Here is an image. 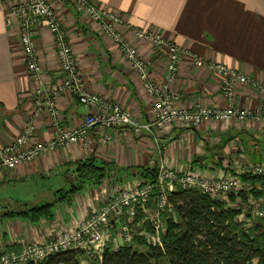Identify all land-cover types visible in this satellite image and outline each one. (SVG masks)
Masks as SVG:
<instances>
[{
  "label": "crops",
  "instance_id": "crops-1",
  "mask_svg": "<svg viewBox=\"0 0 264 264\" xmlns=\"http://www.w3.org/2000/svg\"><path fill=\"white\" fill-rule=\"evenodd\" d=\"M20 1L0 0V148L13 142L30 119L36 132L27 147L51 140L55 131L48 110L39 111L35 105L40 84L29 73L17 18L10 8ZM49 1L66 27L85 88L130 110L139 122L151 121L154 99L118 46L76 0ZM91 1L119 18L117 30L151 63L153 82L164 83L168 52L137 39L135 29L159 32L188 50L170 85L181 93L177 106L224 108L232 104L253 109L261 105L264 95L245 84H238L234 100L228 101L221 92L222 79L204 65H194L193 57L225 64L264 83V0ZM49 31L45 24L40 25L35 39L44 70L42 84L51 90L62 82L63 74L55 38ZM56 103L61 125L67 128L80 125L88 112L70 92L56 98ZM91 133L88 145L60 148L15 169L0 171V208L10 203L17 211L19 205L53 201L57 191L74 182L70 165L79 160L95 157L113 167L100 185L85 184L70 200L58 202L51 219L34 223L21 217H1L0 254L19 251L31 243H47L75 228L119 190L140 182L142 168H157L164 163L177 171L221 177L235 175L246 163L264 161V122L218 120L194 128L172 123L140 134L114 131L112 141L104 145L96 131ZM131 176L138 181L126 183ZM17 187L19 194L15 193ZM6 211L0 209V214Z\"/></svg>",
  "mask_w": 264,
  "mask_h": 264
},
{
  "label": "built area",
  "instance_id": "built-area-1",
  "mask_svg": "<svg viewBox=\"0 0 264 264\" xmlns=\"http://www.w3.org/2000/svg\"><path fill=\"white\" fill-rule=\"evenodd\" d=\"M76 2L90 18L98 23L106 36L118 46L139 75L145 90L154 99L153 119L141 123L130 110L85 88L66 27L48 0L17 2L10 7L11 14L17 18L16 24L20 30V41L26 55L29 73L40 84L35 105L39 111L45 108L48 110L54 120L52 122L55 131L51 140L37 142L27 147L36 132L35 122L30 119L23 132L13 142L0 148V171L15 169L19 165L31 162L60 148H69L75 144L88 145L92 137L91 132L94 131L98 134L99 142L104 145L112 141L114 131L123 134L129 132L140 134L143 131L151 132L155 128H163L172 123H178L185 128H194L204 122L218 120L221 122H264V96L261 105L253 109L232 104L224 108L207 107L200 104L193 108L177 106L181 99V93L172 90L170 85L177 76L180 63L189 54L188 50L169 42L159 32L135 29L134 35L137 39L152 43V46L158 51L166 49L168 52L165 81L161 85L153 82L150 79L151 63L144 60L140 56L138 48L128 42L127 38L117 30L116 26L120 23L119 18L107 10H102L91 0H77ZM42 24L47 26L55 38L63 74L62 82L51 90L45 89L42 84L44 70L38 57L35 39L39 26ZM193 60L194 65L198 67L204 65L222 79V95L230 102L236 96L235 88L238 84L251 85L258 93L264 95V83L255 81L236 69L225 64L208 62L198 56H194ZM65 92L77 96L78 102L88 109L83 122L73 128L62 126L60 122L56 98ZM247 166V170L243 172L264 174V167L261 165L246 164ZM157 169L158 180L156 183L140 181L130 188L119 190V194L75 228L65 230L47 243H31L24 245L19 251L2 253L0 254V264H38L52 254L72 249L83 250L85 254L97 253L101 258L108 242L112 241L114 248L117 249L130 244L136 234L143 236L150 244L162 247L161 233L165 230V222L161 214L166 211L173 212L172 204L168 200L169 193L176 191L177 188L195 189V191L198 190L213 199L229 202L230 193L247 191L252 187L237 175L220 177L190 171L182 172L168 167L164 163H161ZM155 189H159L160 193L156 208L151 211L148 204L151 193ZM137 207L142 209L145 214L144 221L151 224L153 231H136L129 226L128 223L133 222L135 218ZM252 215L264 217V212L253 210ZM124 218L127 219V224L122 222ZM240 221H246L245 215L240 217ZM114 225L118 226L115 233L112 230Z\"/></svg>",
  "mask_w": 264,
  "mask_h": 264
},
{
  "label": "trees",
  "instance_id": "trees-1",
  "mask_svg": "<svg viewBox=\"0 0 264 264\" xmlns=\"http://www.w3.org/2000/svg\"><path fill=\"white\" fill-rule=\"evenodd\" d=\"M70 167L75 173L74 182L57 191L53 201L35 206L23 204L22 209L8 210L0 214V218L21 217L34 223L51 219L58 202L70 200L85 184L100 185L113 170V167L95 157L79 160ZM157 168L140 169V180L156 183ZM235 175L252 187L247 191L230 193L229 202L213 199L195 189L177 188L169 193L168 200L173 212L162 215L166 224L161 233L162 247L150 244L143 236L136 234L130 244L117 249L112 241L108 242L102 257L92 264H264V225L256 224L245 229L244 222L240 221V217L244 216V207L228 205L235 204L239 199L241 205L248 204L250 208L245 217H254L250 201L264 198V174L242 172ZM159 193V189L151 193L148 208H156ZM144 219V212L137 207L133 222L128 223L126 218L122 222L128 223L134 230L139 225V230L153 231L151 224ZM117 228L114 225L113 232ZM84 255L83 250L72 249L52 254L38 264H80Z\"/></svg>",
  "mask_w": 264,
  "mask_h": 264
},
{
  "label": "rangeland",
  "instance_id": "rangeland-1",
  "mask_svg": "<svg viewBox=\"0 0 264 264\" xmlns=\"http://www.w3.org/2000/svg\"><path fill=\"white\" fill-rule=\"evenodd\" d=\"M49 1V0H48ZM77 1V0H76ZM49 3H51L50 1H49ZM52 5V4H51ZM53 6V5H52ZM80 8V7H79ZM81 9V8H80ZM56 10V9H55ZM82 10V9H81ZM57 12V11H56ZM58 14V13H57ZM59 15V14H58ZM60 17V16H59ZM62 20V19H61ZM261 157V156H260ZM261 160V158H259V161ZM253 162H255V161H253ZM246 164H250V163H246ZM252 164H254V165H261V166H263L264 167V161H260L259 162V164L258 163H252ZM247 168H248V166L246 167V165H244V166H242L239 170H238V173H242L243 171H245V170H247ZM134 179H136V180H134ZM139 179V178H138ZM138 181L137 180V178H132V176L131 177H128V180H126L127 182L126 183H128V182H132V181ZM127 188H130V187H128V186H126ZM5 190L6 191H11L12 190V188H8V189H6L5 188ZM15 193H18L19 194V190H18V187L16 188V190H15ZM117 194H119L118 192H117ZM117 194H115L114 196H116ZM240 203V201H239V199H238V202H236L235 204L234 203H231V206L232 207H236V208H240V206L242 207H244V215H246V214H248L249 212V209L250 208H248V204L247 205H241V203ZM250 204H251V211H253V210H260V212L261 211H263L264 212V198L262 199V200H260V201H254L253 199H251V201H250ZM3 205V208H0L2 211H5V210H11V209H14V210H16L17 208L15 207V204H10V203H3L2 204ZM18 207V209H22V206H17ZM151 211H154L153 209H151ZM166 212H168V211H166ZM163 213H165V212H163ZM163 213L161 214V217H162V215H163ZM165 216V215H164ZM166 217H167V215H166ZM244 218V217H243ZM245 219V218H244ZM175 220H176V218H175ZM165 224V223H164ZM256 224H260V225H264V217H261V218H256V217H252V218H248V217H246V221L244 222V228L245 229H248V228H251L252 226H255ZM166 225V224H165ZM139 225H137V227H135V230L137 231V230H139V227H138ZM138 232H140V231H138ZM113 233H115V232H113ZM3 253H6V252H3ZM94 256V257H93ZM89 257V258H88ZM99 259V255H97V253H88V254H85L81 259H80V264H92V262L94 261V260H96V259Z\"/></svg>",
  "mask_w": 264,
  "mask_h": 264
}]
</instances>
